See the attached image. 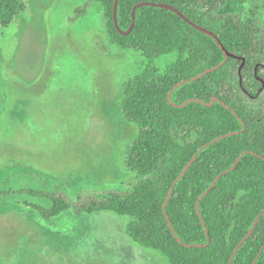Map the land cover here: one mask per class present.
I'll list each match as a JSON object with an SVG mask.
<instances>
[{
    "label": "trees",
    "instance_id": "trees-1",
    "mask_svg": "<svg viewBox=\"0 0 264 264\" xmlns=\"http://www.w3.org/2000/svg\"><path fill=\"white\" fill-rule=\"evenodd\" d=\"M94 1L110 44L145 58L121 106L139 128L126 166L143 177L105 196L41 185L6 194L43 220L128 217L133 241L169 264H264V31L247 13L220 14L233 0ZM27 10L0 0L1 28Z\"/></svg>",
    "mask_w": 264,
    "mask_h": 264
},
{
    "label": "rangeland",
    "instance_id": "rangeland-1",
    "mask_svg": "<svg viewBox=\"0 0 264 264\" xmlns=\"http://www.w3.org/2000/svg\"><path fill=\"white\" fill-rule=\"evenodd\" d=\"M23 1L27 12L0 26L1 264H169L133 241L128 217L69 210L43 220L6 194L41 185L105 196L143 177L126 166L139 128L121 106L145 58L110 44L94 0ZM221 7L220 14L247 13L246 22L264 31V0Z\"/></svg>",
    "mask_w": 264,
    "mask_h": 264
}]
</instances>
